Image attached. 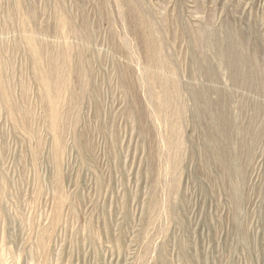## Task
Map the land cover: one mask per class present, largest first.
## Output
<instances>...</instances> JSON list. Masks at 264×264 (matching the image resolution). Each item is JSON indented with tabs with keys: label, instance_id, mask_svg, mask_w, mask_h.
Segmentation results:
<instances>
[{
	"label": "rangeland",
	"instance_id": "374dc122",
	"mask_svg": "<svg viewBox=\"0 0 264 264\" xmlns=\"http://www.w3.org/2000/svg\"><path fill=\"white\" fill-rule=\"evenodd\" d=\"M0 264H264V0H0Z\"/></svg>",
	"mask_w": 264,
	"mask_h": 264
},
{
	"label": "bare ground",
	"instance_id": "6f19581e",
	"mask_svg": "<svg viewBox=\"0 0 264 264\" xmlns=\"http://www.w3.org/2000/svg\"><path fill=\"white\" fill-rule=\"evenodd\" d=\"M199 34H200V32H199ZM224 55V54H223ZM244 75V74H243ZM153 103V102H152ZM173 141V140H172Z\"/></svg>",
	"mask_w": 264,
	"mask_h": 264
}]
</instances>
